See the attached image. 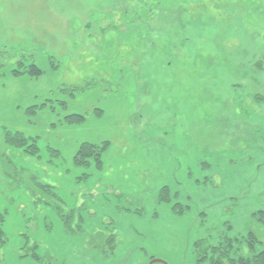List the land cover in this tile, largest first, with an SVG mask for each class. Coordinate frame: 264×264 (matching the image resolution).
<instances>
[{
    "label": "rangeland",
    "instance_id": "rangeland-1",
    "mask_svg": "<svg viewBox=\"0 0 264 264\" xmlns=\"http://www.w3.org/2000/svg\"><path fill=\"white\" fill-rule=\"evenodd\" d=\"M261 211L264 0H0V264H205Z\"/></svg>",
    "mask_w": 264,
    "mask_h": 264
},
{
    "label": "trees",
    "instance_id": "trees-1",
    "mask_svg": "<svg viewBox=\"0 0 264 264\" xmlns=\"http://www.w3.org/2000/svg\"><path fill=\"white\" fill-rule=\"evenodd\" d=\"M42 71L35 63H31L29 65H25L23 61L19 62V67L14 69L13 74H30V75H37L40 74ZM79 115V114H77ZM81 117V115H79ZM71 117H68V119ZM36 140V139H34ZM6 141L10 145H14L16 147H22L26 148L27 142L29 141V138H27L22 132H11L7 131L6 134ZM88 147L95 148L96 146L93 144H87ZM262 212V216L264 217V212ZM73 213V212H71ZM71 213L68 215H71ZM3 215H0V217ZM75 216V214H74ZM264 221V218L262 219ZM3 221V219L0 220V222ZM116 237V236H115ZM251 240L249 242L250 249L249 251H245L246 248L243 251L240 250V248L235 247L237 243L238 237H231L228 235H224V238L221 239L216 244H210L209 246L205 245L206 243L205 239L197 240L194 244V251L196 253V256L198 257L199 262H203L205 264H264V249L262 250H255V244L257 241V238L255 237V234L251 232L250 236ZM6 235L4 232V229L2 227V224H0V247L5 243L6 241ZM240 243V241H238ZM209 244V243H208ZM36 247V245H34ZM34 247V248H35ZM111 247H114V244L111 245ZM242 253H241V252ZM236 253V254H235ZM249 253V254H248ZM233 254V256H232ZM34 257L37 259H40V256L33 252ZM52 264V263H47Z\"/></svg>",
    "mask_w": 264,
    "mask_h": 264
},
{
    "label": "water",
    "instance_id": "water-1",
    "mask_svg": "<svg viewBox=\"0 0 264 264\" xmlns=\"http://www.w3.org/2000/svg\"><path fill=\"white\" fill-rule=\"evenodd\" d=\"M157 262H161L163 264H168L167 262L163 261V260H160V259H152L149 264H155Z\"/></svg>",
    "mask_w": 264,
    "mask_h": 264
}]
</instances>
